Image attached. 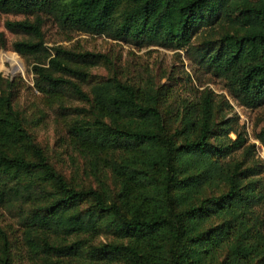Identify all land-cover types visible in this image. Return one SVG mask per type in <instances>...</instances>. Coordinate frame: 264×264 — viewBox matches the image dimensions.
<instances>
[{"label":"trees","instance_id":"obj_1","mask_svg":"<svg viewBox=\"0 0 264 264\" xmlns=\"http://www.w3.org/2000/svg\"><path fill=\"white\" fill-rule=\"evenodd\" d=\"M0 11L34 15L4 25L28 36L12 47L36 58V88L53 100L68 91L87 104L73 107L84 115L68 132L96 185L75 186L25 126L13 80L0 74V205L17 212L43 264H264V179L226 159L244 137L230 117L217 118L213 93L169 109L163 85L115 74L85 91L89 68L107 56L49 49L40 15L64 28L172 48L191 47L199 28L225 22L230 30L205 39L194 59L256 107L264 103V0H0ZM6 44L0 30V47ZM234 130L237 137H227ZM256 137L264 145V127ZM101 233L113 240L88 243ZM0 235V264H10L1 227Z\"/></svg>","mask_w":264,"mask_h":264},{"label":"rangeland","instance_id":"obj_2","mask_svg":"<svg viewBox=\"0 0 264 264\" xmlns=\"http://www.w3.org/2000/svg\"><path fill=\"white\" fill-rule=\"evenodd\" d=\"M40 15L43 18L44 43L49 49L62 45L76 50L101 52L107 56L106 60L89 68L90 75L82 82L85 91H89L94 82L112 74L134 83L153 81L156 86L163 85L169 93L166 101L169 109H176L184 102L198 100L205 90H210L217 118L230 117L234 129L244 137L241 146L226 159L239 160L243 166H253L255 176L264 179V145L256 137L264 127V103L256 107L240 103L229 93L223 78L207 71L194 59V48L202 46L205 39L219 37L230 30L228 24L218 21L212 26H202L192 37L191 47L172 48L158 44L137 46L105 34L68 29L60 26L51 16L44 13ZM25 16L29 19L34 17L33 14L0 11V30L7 39L6 46L0 47V74L13 80L11 93L14 107L19 110L25 126L42 146L52 165L75 186H95L96 179L86 174L85 159L71 145L68 132L70 121L84 115L73 107L87 104L68 91L57 100L39 91L34 85L35 76L32 72V63L36 58L21 54L12 47L13 40L28 36L8 30L4 22L6 19ZM235 130L228 132L227 137L235 139ZM106 181L111 182L109 178ZM258 210L264 215V201ZM0 227L5 233L10 264H43L30 249L24 226L12 206L0 205ZM109 240H113L112 235L101 233L88 239V243ZM3 246L0 235V250ZM74 261V258H62L60 264H74Z\"/></svg>","mask_w":264,"mask_h":264}]
</instances>
